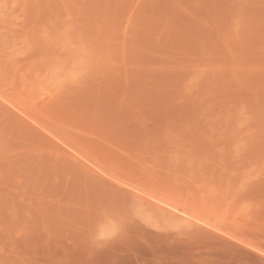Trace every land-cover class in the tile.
Instances as JSON below:
<instances>
[{
  "label": "rangeland",
  "instance_id": "obj_1",
  "mask_svg": "<svg viewBox=\"0 0 264 264\" xmlns=\"http://www.w3.org/2000/svg\"><path fill=\"white\" fill-rule=\"evenodd\" d=\"M0 264H264V0H0Z\"/></svg>",
  "mask_w": 264,
  "mask_h": 264
}]
</instances>
